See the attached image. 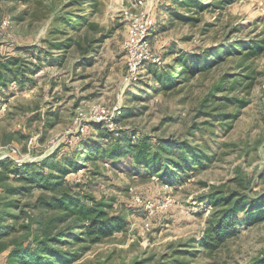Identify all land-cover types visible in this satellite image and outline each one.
<instances>
[{"label": "rangeland", "instance_id": "obj_1", "mask_svg": "<svg viewBox=\"0 0 264 264\" xmlns=\"http://www.w3.org/2000/svg\"><path fill=\"white\" fill-rule=\"evenodd\" d=\"M136 1L0 0V56H21L30 62L29 74L37 60L19 49L106 34L86 62L79 63L73 49L64 57L53 49L51 55L63 57L61 64L45 63L32 75L33 87L11 84L0 95V160L35 163L59 149L70 153L79 139H95L89 122L102 110L107 117L122 112L117 128L152 145L167 144L184 166L191 165L185 146L200 150L205 160L170 182L132 170L131 160L123 158L115 165L87 162L67 176L79 185L75 191L124 220L122 231L87 247L78 262L253 264L264 258V217L235 224L238 234L214 250L198 241L221 212L205 196L218 192L247 203L264 197V0H192L189 6L182 0H142L141 7ZM141 13L154 20L150 52L162 59L155 74L146 70L129 86L124 43L130 18ZM88 23L96 30L85 29ZM257 43L254 56L241 54ZM239 45L240 53L221 55ZM210 54L209 68L192 79L180 77L173 86L160 80L178 71L175 59ZM54 112L57 124L46 128L43 120ZM104 142L112 141L99 145ZM5 256L0 254V264Z\"/></svg>", "mask_w": 264, "mask_h": 264}, {"label": "trees", "instance_id": "obj_2", "mask_svg": "<svg viewBox=\"0 0 264 264\" xmlns=\"http://www.w3.org/2000/svg\"><path fill=\"white\" fill-rule=\"evenodd\" d=\"M182 1L185 6L192 3V0ZM85 26V29L93 30L97 27L90 23ZM105 35L94 38L84 34L76 40L68 38L63 42L45 40L48 48L35 46L19 49L24 52L22 54H30L37 60L30 74V62L21 56H0V95L11 84L19 89L33 87L36 80L32 75L45 63L61 64L70 49L77 54L79 63L86 62L89 55L96 52L98 43ZM253 45L241 53L245 58L257 53L258 43ZM242 47L239 45L227 49L221 55H234L235 50L240 53ZM53 49L62 51L63 57L51 55ZM209 56L186 55L185 58H177L174 64L178 71H170L159 78L165 79L171 86L180 77L188 81L196 72L209 68L205 67L212 63L211 54ZM80 65L76 64L73 68H79ZM154 68L148 67V73L155 74ZM64 90H68L66 86ZM121 121L122 112L114 117L115 123ZM43 122L46 128L55 126L57 114H48ZM90 127L97 132L95 139L92 136L79 139L70 153H60L59 149L52 156L35 163L19 164L9 157L0 160V254L6 253L5 264H85L78 261L87 247L123 230L124 220L121 216L111 215L106 204L89 194L75 191L79 185L67 179V176L84 169L85 163L94 164L104 159L115 165L119 158L130 159L132 170L156 173L162 180L170 182L177 181L186 167L189 166L190 171L193 165L205 160L200 150L185 146L182 147L183 155L186 161H191V165L184 166L177 160L175 151L160 141L152 145L149 140L140 138L136 133L130 134L125 128L110 134L103 124H91ZM101 140L112 142H104L101 147ZM204 199L215 207L221 206V212L198 241L201 248L214 250L238 234L235 224H248L264 217V197L247 203L233 195L214 192ZM76 244L80 248L72 249ZM253 264H264V258Z\"/></svg>", "mask_w": 264, "mask_h": 264}, {"label": "built area", "instance_id": "obj_3", "mask_svg": "<svg viewBox=\"0 0 264 264\" xmlns=\"http://www.w3.org/2000/svg\"><path fill=\"white\" fill-rule=\"evenodd\" d=\"M142 4V0H138L135 6L141 7ZM153 28L154 20L145 13L132 16L129 20L128 34L124 43L127 56L126 80L129 86L138 84L141 80L142 73H145L148 67L158 66L161 63V58L152 55L150 52L148 38ZM113 111H116V109L114 108ZM103 113L104 111L102 110L101 114L90 120L89 126L91 124H103L109 132L113 133L121 129L117 128L118 124L114 122L115 116L107 117Z\"/></svg>", "mask_w": 264, "mask_h": 264}]
</instances>
